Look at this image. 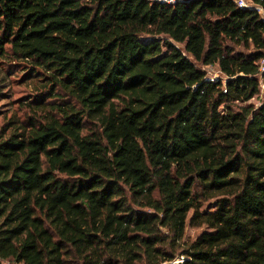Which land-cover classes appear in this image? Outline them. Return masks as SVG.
I'll return each instance as SVG.
<instances>
[{
    "label": "trees",
    "instance_id": "trees-1",
    "mask_svg": "<svg viewBox=\"0 0 264 264\" xmlns=\"http://www.w3.org/2000/svg\"><path fill=\"white\" fill-rule=\"evenodd\" d=\"M263 58L236 0H0L39 90L0 129V264H264Z\"/></svg>",
    "mask_w": 264,
    "mask_h": 264
},
{
    "label": "rangeland",
    "instance_id": "rangeland-1",
    "mask_svg": "<svg viewBox=\"0 0 264 264\" xmlns=\"http://www.w3.org/2000/svg\"><path fill=\"white\" fill-rule=\"evenodd\" d=\"M159 1V0H155ZM252 4L253 0H244ZM202 67V66H201ZM209 78L225 80L217 66H203ZM28 66L24 63L12 66L10 63L0 64V129L10 121L11 118L24 119L31 113L28 103L38 93L35 79L28 78ZM264 95L255 97L250 103L258 106L262 102ZM214 202L206 203L203 210H213ZM192 213L189 215V219ZM205 227H192L188 223L185 231V241L196 240L204 231ZM182 258L177 257L175 263H181Z\"/></svg>",
    "mask_w": 264,
    "mask_h": 264
},
{
    "label": "built area",
    "instance_id": "built-area-1",
    "mask_svg": "<svg viewBox=\"0 0 264 264\" xmlns=\"http://www.w3.org/2000/svg\"><path fill=\"white\" fill-rule=\"evenodd\" d=\"M160 2L167 3V4H175L177 0H159ZM238 5L242 8H255L259 11L261 14L262 20L264 21V10L260 8L259 6H253L252 4L246 3L244 0H236ZM258 78L260 79L261 82V92L260 94L263 96L264 95V58L262 59L260 66H259V76ZM212 81H216V79L210 78ZM183 262V261H181ZM3 264H17V263H10V262H4Z\"/></svg>",
    "mask_w": 264,
    "mask_h": 264
}]
</instances>
